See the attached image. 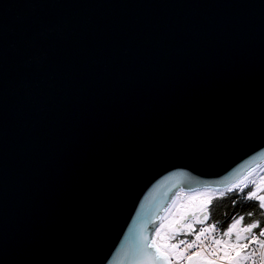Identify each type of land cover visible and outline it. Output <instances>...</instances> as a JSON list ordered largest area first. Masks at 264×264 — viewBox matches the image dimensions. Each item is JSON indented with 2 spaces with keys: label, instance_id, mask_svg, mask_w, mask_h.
<instances>
[{
  "label": "water",
  "instance_id": "water-1",
  "mask_svg": "<svg viewBox=\"0 0 264 264\" xmlns=\"http://www.w3.org/2000/svg\"><path fill=\"white\" fill-rule=\"evenodd\" d=\"M263 160L264 0H0V264H128Z\"/></svg>",
  "mask_w": 264,
  "mask_h": 264
},
{
  "label": "snow or ice",
  "instance_id": "snow-or-ice-1",
  "mask_svg": "<svg viewBox=\"0 0 264 264\" xmlns=\"http://www.w3.org/2000/svg\"><path fill=\"white\" fill-rule=\"evenodd\" d=\"M258 179L259 182L251 174L242 175L226 190L243 194L245 189L250 188L243 198L253 201L258 212L264 214V177ZM178 198H173L175 212L172 208L157 206L158 211L154 215L159 226L154 232L149 230L146 234L148 221L141 219L128 254V264H264V227H261V221L251 220L245 225L244 216L233 217L231 223L223 230L222 237L216 238L214 235L216 225L205 226L210 219L212 190L207 186H204L203 190H190L179 206L176 205ZM246 215L251 218L254 213L250 211ZM194 223L201 225L198 232L193 229ZM181 231L191 233L194 238L191 242L171 243L174 235ZM208 240L212 241L211 244L206 243ZM250 246H253V250L249 252L247 250ZM13 264L41 262L14 261Z\"/></svg>",
  "mask_w": 264,
  "mask_h": 264
},
{
  "label": "trees",
  "instance_id": "trees-1",
  "mask_svg": "<svg viewBox=\"0 0 264 264\" xmlns=\"http://www.w3.org/2000/svg\"><path fill=\"white\" fill-rule=\"evenodd\" d=\"M248 190L245 189L243 194L238 192H228L224 190L220 193L224 195L221 196L220 193L213 196L211 205L209 206L210 219L209 222L215 224L220 233L227 227L228 223H231V218L244 216L245 219L243 223L246 225L251 222V220L261 221V226L264 225V214H260L253 201H247L243 198ZM235 201V203H233ZM253 212L254 215L249 218L247 217V212Z\"/></svg>",
  "mask_w": 264,
  "mask_h": 264
},
{
  "label": "built area",
  "instance_id": "built-area-1",
  "mask_svg": "<svg viewBox=\"0 0 264 264\" xmlns=\"http://www.w3.org/2000/svg\"><path fill=\"white\" fill-rule=\"evenodd\" d=\"M249 174H251V176L253 178H257V180L259 182L258 178L264 177V162L260 163L258 166H256L254 169H252L246 175H249ZM177 195H178L180 200L183 199V197H182L183 193L179 192ZM205 226H207V225H205ZM200 227H201V225H198L196 223L193 224V229L196 232H198L200 230ZM183 233H184V236H183V239L181 241L191 242V240L194 238L191 233L186 234L184 231H183ZM216 234H217V228H215V232H214L215 237H216ZM257 235H258V232H257ZM211 242H212L211 240H208L206 243L211 244ZM252 250H253V246H250L247 251L250 252ZM189 251H191V250H189ZM205 251H207V248H205Z\"/></svg>",
  "mask_w": 264,
  "mask_h": 264
},
{
  "label": "rangeland",
  "instance_id": "rangeland-1",
  "mask_svg": "<svg viewBox=\"0 0 264 264\" xmlns=\"http://www.w3.org/2000/svg\"><path fill=\"white\" fill-rule=\"evenodd\" d=\"M224 190H226V189H224ZM187 193H189V192H187ZM187 193H186V194H187ZM213 194H215V193L212 192V195H213ZM182 202H183V201H182ZM182 202H180L178 199H176V205H177V206H179ZM169 208H172V211H174V212L176 211V207H173V202H172V204L170 205ZM158 226H159V224H158ZM175 236H176V235H174V237H175ZM174 237H173V239H174ZM173 239H172V240H173ZM172 240H171L170 242H172Z\"/></svg>",
  "mask_w": 264,
  "mask_h": 264
},
{
  "label": "flooded vegetation",
  "instance_id": "flooded-vegetation-1",
  "mask_svg": "<svg viewBox=\"0 0 264 264\" xmlns=\"http://www.w3.org/2000/svg\"><path fill=\"white\" fill-rule=\"evenodd\" d=\"M179 232H177L175 235H176V238H178V236H179V234H178Z\"/></svg>",
  "mask_w": 264,
  "mask_h": 264
}]
</instances>
